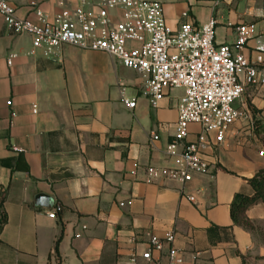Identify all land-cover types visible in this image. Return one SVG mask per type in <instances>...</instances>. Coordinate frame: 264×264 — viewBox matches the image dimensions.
Instances as JSON below:
<instances>
[{"label": "crops", "instance_id": "0c3cea01", "mask_svg": "<svg viewBox=\"0 0 264 264\" xmlns=\"http://www.w3.org/2000/svg\"><path fill=\"white\" fill-rule=\"evenodd\" d=\"M156 1L171 28L215 18L217 44H234L237 27L253 26L239 52L253 61L264 46V0ZM9 2L21 18L30 16L32 2L49 16L59 11V0ZM143 82L102 52L35 54L31 38L0 17V196L8 219L0 264H133L135 256L143 264L150 239L167 232L192 264H264V203L248 208L247 228L230 215L235 196H253L247 180L264 169L263 134L254 124H264V86L244 94L251 119L237 121L221 143L212 136L204 149L209 170L185 188L193 204L178 183H145L149 168L172 165L165 148L178 113L177 93L153 108ZM121 89L136 99L134 110L123 105ZM152 134L159 140L150 143ZM38 195L52 207L36 206ZM56 204L62 211L51 219ZM166 249L154 257L164 263Z\"/></svg>", "mask_w": 264, "mask_h": 264}, {"label": "built area", "instance_id": "2783aa9c", "mask_svg": "<svg viewBox=\"0 0 264 264\" xmlns=\"http://www.w3.org/2000/svg\"><path fill=\"white\" fill-rule=\"evenodd\" d=\"M58 6L59 11L49 16L32 2L30 16L21 18L9 0H0V17L14 34L30 37L33 53L45 58L73 47L116 59L143 77L144 95L153 108L172 90L180 91L175 97V133L165 148L172 165L149 168L145 183H178L182 196L194 204L195 195L185 188L194 176L209 170L204 149L212 144V136L221 143L237 121L250 120L244 94L250 86H264V46L257 49L253 61L239 52L252 37L253 26L237 27L234 44H217L215 18L171 28L156 0H76L71 6L59 0ZM124 91L120 90L121 101L132 111L136 99L127 98ZM158 140V135L150 136V143ZM61 211L56 204L48 216L55 219ZM174 239L173 232L151 238L147 251L139 256L143 264H192L172 246ZM165 247L163 263L153 254ZM131 262L137 263L136 256Z\"/></svg>", "mask_w": 264, "mask_h": 264}, {"label": "trees", "instance_id": "16d2710c", "mask_svg": "<svg viewBox=\"0 0 264 264\" xmlns=\"http://www.w3.org/2000/svg\"><path fill=\"white\" fill-rule=\"evenodd\" d=\"M256 123H258L257 125H255L256 133L258 135L263 134V140H264V124L259 123V121L254 122V124ZM25 169H28V168H25ZM247 182L250 184V186L252 187L254 191L253 196L248 197V196L237 194L233 202L230 205V215H231L232 221L234 222V224L241 225L245 228L248 227L247 220L245 217V213L248 210V208L258 202L264 203V169L257 172L256 175L252 177L251 179L247 180ZM5 199H6L5 193H2L0 196V236L8 221L7 214L4 209ZM59 240L60 239H58L56 243L57 257H59L58 249H57ZM1 243L2 241L0 238V245Z\"/></svg>", "mask_w": 264, "mask_h": 264}, {"label": "water", "instance_id": "95a60500", "mask_svg": "<svg viewBox=\"0 0 264 264\" xmlns=\"http://www.w3.org/2000/svg\"><path fill=\"white\" fill-rule=\"evenodd\" d=\"M35 200H36L35 205L38 207H42L45 209H50L52 207L51 199L48 196L38 195Z\"/></svg>", "mask_w": 264, "mask_h": 264}, {"label": "rangeland", "instance_id": "374dc122", "mask_svg": "<svg viewBox=\"0 0 264 264\" xmlns=\"http://www.w3.org/2000/svg\"><path fill=\"white\" fill-rule=\"evenodd\" d=\"M172 93H177V96H178L179 94H181V92H180V91H177V90H172V91H171V95H172ZM235 105L238 106V103H236ZM249 111H250V110H249ZM251 112H252V111H250V114H251ZM250 119H251V117H250ZM252 120H253V119H252ZM253 122H254V121H253Z\"/></svg>", "mask_w": 264, "mask_h": 264}]
</instances>
